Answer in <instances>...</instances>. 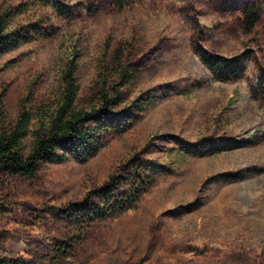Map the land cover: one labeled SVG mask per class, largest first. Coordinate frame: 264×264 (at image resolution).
Returning a JSON list of instances; mask_svg holds the SVG:
<instances>
[{
  "label": "rangeland",
  "instance_id": "1",
  "mask_svg": "<svg viewBox=\"0 0 264 264\" xmlns=\"http://www.w3.org/2000/svg\"><path fill=\"white\" fill-rule=\"evenodd\" d=\"M1 21L3 128L30 113L24 156L72 59L78 110L121 95L113 117L86 124L92 155L31 177L0 170V261L264 264V0H0ZM209 55L242 61L244 76L222 80ZM138 163L153 182L130 204ZM114 174L111 198L94 193Z\"/></svg>",
  "mask_w": 264,
  "mask_h": 264
},
{
  "label": "trees",
  "instance_id": "2",
  "mask_svg": "<svg viewBox=\"0 0 264 264\" xmlns=\"http://www.w3.org/2000/svg\"><path fill=\"white\" fill-rule=\"evenodd\" d=\"M127 0H116V5L124 7ZM259 21V12L254 6L246 9L243 29L251 33ZM4 22H0V42L3 40ZM4 45V44H3ZM122 49L117 51L118 59ZM208 63L224 81L239 80L244 76L243 62L240 60H227L222 57L208 56ZM76 60L72 59L64 71L63 89L59 104L48 126H42L34 132L35 140L28 156H24L23 138L24 130L28 125L31 115L24 109L18 118L14 129L7 131L3 128L5 113L3 102H0V170H14L23 177L36 175L40 170V163L69 157H88L96 151V144L86 129L90 122H102L111 118L113 105L121 95L119 92L116 100L104 96L100 106L91 110H78L79 86L75 78ZM128 170V169H127ZM129 173V170L128 172ZM153 177L139 163L134 167L131 187L127 195V203H138L151 189ZM121 179L112 175L107 183L94 193L105 198H111L117 191ZM125 205V204H124ZM120 207V206H119ZM100 213H104L103 210ZM0 264H4L0 261Z\"/></svg>",
  "mask_w": 264,
  "mask_h": 264
}]
</instances>
